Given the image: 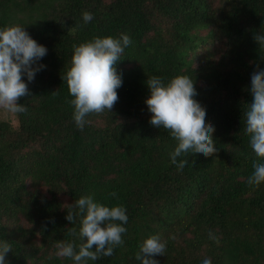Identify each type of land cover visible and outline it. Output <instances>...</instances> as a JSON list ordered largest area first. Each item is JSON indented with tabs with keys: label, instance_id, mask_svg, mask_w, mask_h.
<instances>
[{
	"label": "trees",
	"instance_id": "1",
	"mask_svg": "<svg viewBox=\"0 0 264 264\" xmlns=\"http://www.w3.org/2000/svg\"><path fill=\"white\" fill-rule=\"evenodd\" d=\"M84 12L93 15L88 23ZM12 24L48 52L34 81L23 77L30 95L18 101L28 108L14 114L18 127L0 121V240L12 247L6 264H73L54 245L80 243L68 234L79 221L65 219V204L83 196L122 205L129 217L124 245L88 264H140L135 255L150 235L167 242L164 256L153 257L159 264L206 257L264 264V184H247L257 157L244 131L251 75L264 69L254 40L264 30V0H0V27ZM121 33L132 43L116 65L118 102L89 115L80 131L62 79L73 45ZM219 40L227 48L215 59ZM178 75L195 80L218 148L211 158L178 157L188 160L182 171L171 163L177 142L149 123L145 104L148 78L167 83Z\"/></svg>",
	"mask_w": 264,
	"mask_h": 264
},
{
	"label": "clouds",
	"instance_id": "2",
	"mask_svg": "<svg viewBox=\"0 0 264 264\" xmlns=\"http://www.w3.org/2000/svg\"><path fill=\"white\" fill-rule=\"evenodd\" d=\"M82 18L88 23L93 15L84 12ZM254 40L260 51H264V30L255 34ZM131 43L130 36L121 33L119 38L93 37L73 45L71 66L62 79L73 97L68 103L74 110L72 119L80 131L89 123V115L111 112L118 102L117 89L122 87L123 80L116 65ZM47 52V48L37 43L21 25L0 27V109L12 114L27 112L28 108L18 103L20 98L30 95L23 77L26 76L29 83L34 81L36 74L46 68L38 62ZM146 85L150 93L145 100L151 114L149 123L165 129L177 142L170 153L171 163L182 171L188 164V160L178 162L177 158L182 155L214 157L218 152L213 139L215 128L211 123H205L206 109L195 99L198 95L195 80L188 75H178L165 83L163 78L152 76ZM249 90L253 99L244 111V131L257 159L247 184L257 188L264 184V69L259 66L251 75ZM109 195L117 197L118 194L114 191ZM65 205L68 209L65 219L72 224L79 221V229L71 227L68 234L80 243L56 242L58 258L70 259L73 264H88V261L113 256L115 248L124 245L123 235L127 232L125 225L129 219L124 206L108 207L95 202L92 196H83L73 204ZM171 238L175 239L174 236ZM209 238L219 243L212 233ZM166 247L167 242L160 235H150L139 245L135 259L140 264H159L153 257L164 256ZM10 251L11 243L0 240V264H6V254ZM202 264H212L211 258H204Z\"/></svg>",
	"mask_w": 264,
	"mask_h": 264
},
{
	"label": "rangeland",
	"instance_id": "3",
	"mask_svg": "<svg viewBox=\"0 0 264 264\" xmlns=\"http://www.w3.org/2000/svg\"><path fill=\"white\" fill-rule=\"evenodd\" d=\"M217 46H218V52L216 53L215 59H218L220 55L223 54V52L227 48L224 42L221 40H219L218 43H215L214 45H212V48H216ZM0 121H11L12 122L11 125L14 128H17L19 125L18 121L16 120L15 115L12 113H7L3 109H0Z\"/></svg>",
	"mask_w": 264,
	"mask_h": 264
}]
</instances>
